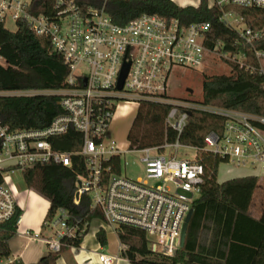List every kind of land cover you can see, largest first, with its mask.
Wrapping results in <instances>:
<instances>
[{"label": "built area", "instance_id": "1", "mask_svg": "<svg viewBox=\"0 0 264 264\" xmlns=\"http://www.w3.org/2000/svg\"><path fill=\"white\" fill-rule=\"evenodd\" d=\"M208 1L209 8L220 9V22L237 31L248 44L260 39L261 33L248 28L235 9L264 10V0ZM30 3L0 0V23L22 22L37 36L48 38L52 52L62 57L69 73L64 88L41 91L58 97L63 111L48 127L10 130L0 122V223L11 220L18 209L10 172H22L38 163L71 168L73 157L78 156L84 160L85 171L77 175L75 204L82 196H90L91 209L100 213L104 224L117 233L124 227L139 230L145 233L154 253L174 257L181 248L186 218L201 196L204 166L199 161L200 153L218 157L219 167L226 166L227 173L238 169L264 180V117L207 107L167 93L174 68L196 70L209 57L213 62L245 65L244 56L223 52L220 42L211 49L205 46L210 23L183 25L178 19L143 15L119 25L104 9L82 6L75 0H56L57 14L51 20L30 14ZM256 56L264 73V52H256ZM126 64L127 77L119 90ZM16 93L36 95L35 91ZM141 101L170 106L166 124L178 133V139L160 147L134 150L146 154L141 160L145 176L134 179L122 175L124 152L109 138V128L121 108L138 107ZM192 110L225 119L222 133L206 135L201 149L179 141ZM70 131L82 136L80 149L74 153L55 150L50 140ZM181 149L195 154L179 159ZM167 151L169 156L165 155ZM68 219V213L61 209L46 224L52 232V237L45 240L50 253L60 254L67 247L65 240L81 237L88 226L87 222L82 229L80 224L70 226ZM99 261L114 264L115 258L101 254Z\"/></svg>", "mask_w": 264, "mask_h": 264}, {"label": "trees", "instance_id": "2", "mask_svg": "<svg viewBox=\"0 0 264 264\" xmlns=\"http://www.w3.org/2000/svg\"><path fill=\"white\" fill-rule=\"evenodd\" d=\"M75 1L82 6L104 9L119 25L143 15L178 19L183 25L210 23L205 46L211 49L220 42L223 52L244 56L245 65L226 61L229 74L205 76L202 100L198 103L264 117V73L256 56V52H264V10L235 9L244 17L248 28L261 33L260 39L248 44L237 31L220 22V9L209 8L208 0H199L197 7H180L171 0ZM28 11L34 16L44 15L53 20L57 14L56 0H31ZM68 73L62 57L52 52L48 38L37 36L22 22H17L14 32L0 23V122L3 126L10 130L48 127L63 113L58 97L6 93L59 90L64 88ZM169 111L167 104L141 101L127 135L129 150L174 143L178 133L166 124ZM224 120L217 114L192 110L179 141L201 149L206 135L222 133ZM81 141L82 136L75 131L50 140L55 150L72 153L80 149ZM199 161L204 166V183L201 196L193 207L184 247L174 257H166L150 249L145 233L124 227L118 234L128 247L125 256L132 264H264V210L260 218L250 214L259 179L244 177L219 183L221 160L202 152ZM84 171V160L78 156L73 157L71 168L38 163L22 171L25 187L50 203L44 229L61 209L68 213L70 226L80 224L82 229L83 224L88 223L81 237L65 240L67 247L80 248L90 223L101 219L100 213L91 209L90 196H82L79 204L74 202L77 175ZM21 217L22 211L18 208L11 220L0 223V264L12 255L9 242L17 233ZM203 232L208 233L205 239L201 237ZM96 237L102 246H106V234L102 229ZM137 256L142 259L137 260ZM59 257L60 254L50 253L38 264H56ZM69 264L73 262L69 261Z\"/></svg>", "mask_w": 264, "mask_h": 264}, {"label": "crops", "instance_id": "3", "mask_svg": "<svg viewBox=\"0 0 264 264\" xmlns=\"http://www.w3.org/2000/svg\"><path fill=\"white\" fill-rule=\"evenodd\" d=\"M198 4L199 0L197 3L186 1L180 3L179 6L186 7ZM36 94L45 95L44 92H36ZM135 108L136 113L137 107L135 106ZM129 112L130 105L127 106V108H121V110H119L120 115H125ZM225 174L228 178L221 180L218 177L219 183L232 179L249 177L246 173H243V170L238 169L233 170L231 173H227L226 169ZM11 187L15 193L18 208L22 211V217L19 220L16 235L9 242L12 255L8 260L2 261V263L38 264L41 258L50 254L45 240L52 237V232L48 227H46V229L43 228L50 203L35 191L27 189L24 183L23 185H15L11 182ZM253 203L251 205L250 214L255 218H260L264 210V202L259 211L253 208ZM251 211H253L254 214L251 213ZM93 224H97V228L95 227L93 232H90V228ZM101 229L106 234V246H102L96 237L97 232ZM91 234H93V240L90 237ZM88 247L91 249H87ZM127 250V245L121 241L119 234L114 228L104 224L101 219H96L90 223L88 233L84 237L80 248H63L56 264H69V261L73 262V264H101L99 261V256L101 254L114 257V264H132L125 256ZM141 259L140 256H137V260Z\"/></svg>", "mask_w": 264, "mask_h": 264}, {"label": "rangeland", "instance_id": "4", "mask_svg": "<svg viewBox=\"0 0 264 264\" xmlns=\"http://www.w3.org/2000/svg\"><path fill=\"white\" fill-rule=\"evenodd\" d=\"M29 1V0H27ZM172 1V0H171ZM197 3L198 0H173L172 2L179 6L183 2ZM6 28L10 31L17 30V24L13 21H7L5 24ZM264 68V65H263ZM229 66L223 62H213L212 58L209 57L205 62V65L199 69L191 70L185 68H174L169 76L167 93L170 97L175 99H186L195 102H200L203 96V80L205 76L229 74ZM192 91V93L189 92ZM30 95L31 93H16L15 95ZM34 95V94H31ZM135 105H130V112L125 115H120L119 111L116 113L110 128L109 138L114 140L116 144L124 152L122 154V175L129 178H144L145 167L142 163V159L145 158L146 154L142 152H133L128 148L127 135L131 127L132 120L135 113ZM155 154V153H153ZM170 151H167L165 155L169 156ZM192 150L181 149L178 154L179 159L192 158L194 156ZM227 167L221 165L219 167V179L223 180L228 178L225 174ZM243 173H248L243 171ZM237 175V174H235ZM12 179V183L15 185H23L24 179L23 174L19 170H13L9 173ZM264 202V180H259L258 190L254 199L253 208L260 210L262 203ZM251 213L254 214L253 211ZM97 228V224H93L90 228V232H93L94 228ZM92 229V230H91ZM93 240V234L90 235ZM202 239L208 237L207 232H203L201 235ZM87 249H91L88 247Z\"/></svg>", "mask_w": 264, "mask_h": 264}, {"label": "water", "instance_id": "5", "mask_svg": "<svg viewBox=\"0 0 264 264\" xmlns=\"http://www.w3.org/2000/svg\"><path fill=\"white\" fill-rule=\"evenodd\" d=\"M128 69H129V64H126L121 72V75H120V78H119V82H118V86H117V89L121 90L122 87H123V84H124V81L127 77V73H128ZM190 93H192L191 90H189ZM191 113H189L190 115ZM193 214H194V209L190 211V213L188 214L187 218H186V221H185V224L183 226V229H182V233H181V242H180V246L181 248L184 247L185 245V240H186V235H187V231H188V228H189V224L192 220V217H193Z\"/></svg>", "mask_w": 264, "mask_h": 264}, {"label": "bare ground", "instance_id": "6", "mask_svg": "<svg viewBox=\"0 0 264 264\" xmlns=\"http://www.w3.org/2000/svg\"><path fill=\"white\" fill-rule=\"evenodd\" d=\"M127 106H129V105H126V107H124V108H127ZM124 108H123V109H124Z\"/></svg>", "mask_w": 264, "mask_h": 264}]
</instances>
